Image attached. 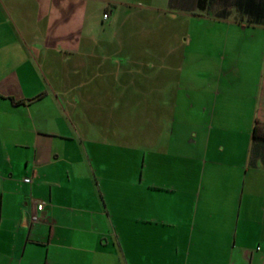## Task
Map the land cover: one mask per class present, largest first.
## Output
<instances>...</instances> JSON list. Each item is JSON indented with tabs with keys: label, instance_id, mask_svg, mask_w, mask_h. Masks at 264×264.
Returning <instances> with one entry per match:
<instances>
[{
	"label": "crops",
	"instance_id": "obj_1",
	"mask_svg": "<svg viewBox=\"0 0 264 264\" xmlns=\"http://www.w3.org/2000/svg\"><path fill=\"white\" fill-rule=\"evenodd\" d=\"M141 4L159 18L167 10L208 22L209 40L212 22L226 25L230 57L209 74L213 100L226 101L234 124L197 126V150L140 146L139 159L123 158L121 144L77 124L69 102L43 95L26 71L31 61L53 70L76 57L95 58L93 70L106 62L123 70L127 48L125 64L112 57L139 25L123 34L116 21L152 26ZM136 83L125 82L137 91ZM255 125L264 130V0H0V264H264V140L252 136Z\"/></svg>",
	"mask_w": 264,
	"mask_h": 264
},
{
	"label": "rangeland",
	"instance_id": "obj_2",
	"mask_svg": "<svg viewBox=\"0 0 264 264\" xmlns=\"http://www.w3.org/2000/svg\"><path fill=\"white\" fill-rule=\"evenodd\" d=\"M145 9V4H141L136 11H143L148 16L145 22H152V26L149 23L150 27L143 30L140 23L143 24L144 19L137 20L135 17L131 21H116L115 25L118 28L121 26L123 34L129 33L132 27L136 29L137 25L140 26L137 32L132 30L131 37L120 36L122 53L112 57L124 58L125 64L129 61L126 55L130 56L131 63L126 65L133 68L128 66L119 71L118 66L106 62L101 69L93 70L95 58L83 63L76 57L66 63L58 62V67L53 70L37 68L31 61L26 70L41 81L43 95L54 90L65 107V103L69 102L68 108L77 124L84 122L88 127L98 126V139L115 140L121 144L123 158L139 159L142 156L140 146L160 145L168 147L172 153L179 151V147L197 150V135L193 134L197 126L234 124L227 116L224 117L226 101H221L218 96L214 102L216 87L212 79L214 76L209 74L216 73L211 68L212 64L224 63L230 57L223 48L227 45V37L221 35L226 25L212 22L214 28L211 31L216 29L217 33L209 40L211 34L205 32L210 25L206 21L197 25V17L187 14L171 16L167 10L160 12L159 18L155 12ZM143 12L141 16L144 17ZM97 24L102 25L98 19ZM104 27L113 28L112 25ZM206 39L212 42L211 47L205 45ZM197 41H201L198 46ZM126 48L128 52L125 51L127 54L123 56ZM200 57L203 59L200 60ZM147 61L152 66L146 65ZM77 64L83 66L78 70ZM94 71L102 72L98 78L101 81L83 86L84 76L93 75ZM119 72L121 82L118 84L114 78ZM61 75L66 78L63 79L66 84H54ZM44 78H48V84ZM129 78L136 80L137 91L125 84ZM218 91L224 92L222 85ZM206 102L207 107L204 106ZM211 102L214 103L210 105ZM210 111L211 114L215 112L213 118L209 117ZM168 128L171 132H167ZM136 146L139 148L136 149Z\"/></svg>",
	"mask_w": 264,
	"mask_h": 264
},
{
	"label": "trees",
	"instance_id": "obj_3",
	"mask_svg": "<svg viewBox=\"0 0 264 264\" xmlns=\"http://www.w3.org/2000/svg\"><path fill=\"white\" fill-rule=\"evenodd\" d=\"M252 136L261 140H264V130L260 129L256 125L252 128Z\"/></svg>",
	"mask_w": 264,
	"mask_h": 264
},
{
	"label": "built area",
	"instance_id": "obj_4",
	"mask_svg": "<svg viewBox=\"0 0 264 264\" xmlns=\"http://www.w3.org/2000/svg\"><path fill=\"white\" fill-rule=\"evenodd\" d=\"M24 180H25V181H29V178H25ZM36 208H37L38 210H40V209L42 208V203H38L37 206H36ZM31 220H32V221L37 220V216H36V215H33V216L31 217Z\"/></svg>",
	"mask_w": 264,
	"mask_h": 264
}]
</instances>
